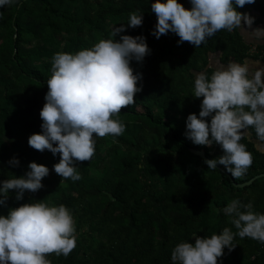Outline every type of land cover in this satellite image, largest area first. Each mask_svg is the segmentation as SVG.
I'll list each match as a JSON object with an SVG mask.
<instances>
[{
    "label": "trees",
    "instance_id": "trees-1",
    "mask_svg": "<svg viewBox=\"0 0 264 264\" xmlns=\"http://www.w3.org/2000/svg\"><path fill=\"white\" fill-rule=\"evenodd\" d=\"M153 2L21 0L0 8V181L24 175L33 161L49 168L36 192L26 191L16 200L15 190H9L0 214L38 200L70 209L76 246L67 256L48 254L51 264H172L171 250L181 241L194 243V233L211 236L225 227L238 231L223 212L233 199L251 202L254 212L264 213V175L244 187L233 183L264 173V142L254 128L241 129L246 135L240 142L252 154V164L239 178L220 164L208 168V159L190 150L204 149L217 159L223 155L219 144L213 152L184 135L187 116L199 115L203 99L193 96V74L204 71L210 77L213 55L226 64L253 59L264 65V44H256L257 52L250 54L251 45L239 29H221L199 47L187 41L177 44L179 37L170 31L156 38ZM178 2L191 7L189 0ZM237 10L253 16L254 24L264 21V0ZM132 12L143 13L142 25L126 27L114 39L143 35L150 53L142 62H130L142 79L134 103L116 117L125 131L95 137L92 159L76 163L81 178L63 179L53 169L59 154L28 144L31 134L41 132L39 113L52 75L51 58L62 43V52L75 53L112 38V28L126 24ZM13 157L18 166L8 164ZM94 167L100 169L96 175L91 174ZM232 244L218 264H264V243L236 235Z\"/></svg>",
    "mask_w": 264,
    "mask_h": 264
},
{
    "label": "clouds",
    "instance_id": "clouds-1",
    "mask_svg": "<svg viewBox=\"0 0 264 264\" xmlns=\"http://www.w3.org/2000/svg\"><path fill=\"white\" fill-rule=\"evenodd\" d=\"M20 2L0 0V8ZM189 2L191 7L185 8L178 0H154L151 9L157 23L152 34L159 38L170 31L179 37L177 44L187 41L199 47L221 29H240L250 39L264 42V28L249 31L255 18L237 10L255 0ZM142 22L143 13L132 12L126 24L112 28V38L100 39L75 53L53 55L52 75L39 113L41 132L31 134L28 144L36 150L47 149L53 156L59 154L53 169L61 178H81L76 163L92 159L95 137H115L125 131V124L116 117L123 107L134 103L142 79L141 73L134 74L130 62H142L150 49L143 35L114 37ZM210 67V77L204 71L193 74V96L203 99L199 115L187 116L184 135L195 145L219 144L223 155L204 163L212 169L223 165L232 177L239 178L252 164V154L240 142L246 135L241 129L254 128L257 139L264 142V67L250 71L247 61L229 62L227 66L214 61ZM8 164L18 166L19 159L13 157ZM27 167L24 175L0 181V206H6L9 190H15V199L21 200L26 191L43 187L41 181L49 168L34 161ZM252 209L251 202L230 201L223 212L238 231L233 233L225 227L211 236L194 233V243L181 241L171 250L172 264H218L224 248L231 251L235 247L232 241L236 235L264 243V213ZM74 233L73 215L64 204L38 200L9 208L7 215L0 214V264H51L48 254L67 256L76 246Z\"/></svg>",
    "mask_w": 264,
    "mask_h": 264
},
{
    "label": "crops",
    "instance_id": "crops-1",
    "mask_svg": "<svg viewBox=\"0 0 264 264\" xmlns=\"http://www.w3.org/2000/svg\"><path fill=\"white\" fill-rule=\"evenodd\" d=\"M242 24H243V20H242ZM245 27L247 28L248 26L245 25ZM257 27H260V28H264V23L263 22H260L259 24H252L251 25V28H249L248 30L251 31L252 29H255ZM240 30V29H239ZM241 32V30H240ZM243 38L245 39V41L250 44V45H256V44H264V42H256L252 39H250L247 35V33H243L241 32ZM247 62L249 63V69L250 71L253 69V68H260V67H263V62L261 61H258V60H253V59H248Z\"/></svg>",
    "mask_w": 264,
    "mask_h": 264
},
{
    "label": "water",
    "instance_id": "water-1",
    "mask_svg": "<svg viewBox=\"0 0 264 264\" xmlns=\"http://www.w3.org/2000/svg\"><path fill=\"white\" fill-rule=\"evenodd\" d=\"M190 150H191L193 153L197 154V155H200V156H202V157H205V158H207V159H210L209 156L207 155V153H206V151H205L204 149H198V148L190 147ZM263 175H264V173H262V174H258V175L252 177L251 179H249V180H247V181H245V182H237V181L233 180V183H234L236 186L244 187L245 185H249V184H251V183L254 181L255 178L261 177V176H263Z\"/></svg>",
    "mask_w": 264,
    "mask_h": 264
},
{
    "label": "rangeland",
    "instance_id": "rangeland-1",
    "mask_svg": "<svg viewBox=\"0 0 264 264\" xmlns=\"http://www.w3.org/2000/svg\"><path fill=\"white\" fill-rule=\"evenodd\" d=\"M110 27V26H109ZM62 48H63V43H62V46H61V48L58 50V52H62ZM55 53H57V51L55 52ZM54 53V54H55ZM52 59V58H51ZM214 61H219L220 63H222L220 60H219V57L218 56H216V55H213L212 57H211V65L213 64V62ZM225 66H227V64L226 63H223ZM213 152L216 150V148H217V145L215 144V143H213L211 146H208ZM100 172V169L99 168H97V167H94L92 170H91V174H93V175H96V174H98ZM49 178H52V174L51 175H49ZM120 194H121V191H120Z\"/></svg>",
    "mask_w": 264,
    "mask_h": 264
},
{
    "label": "built area",
    "instance_id": "built-area-1",
    "mask_svg": "<svg viewBox=\"0 0 264 264\" xmlns=\"http://www.w3.org/2000/svg\"><path fill=\"white\" fill-rule=\"evenodd\" d=\"M263 23H264V21H263ZM248 52L250 54H254L255 52H257V45H251ZM263 67H264V65H263ZM263 146H264V144H263Z\"/></svg>",
    "mask_w": 264,
    "mask_h": 264
}]
</instances>
